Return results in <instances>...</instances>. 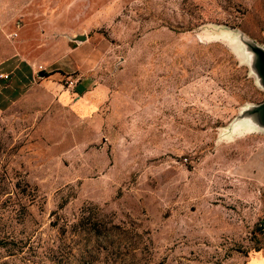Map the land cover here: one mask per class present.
I'll list each match as a JSON object with an SVG mask.
<instances>
[{
    "label": "rangeland",
    "instance_id": "1",
    "mask_svg": "<svg viewBox=\"0 0 264 264\" xmlns=\"http://www.w3.org/2000/svg\"><path fill=\"white\" fill-rule=\"evenodd\" d=\"M217 25L262 42L264 0H0V68L47 73L0 107V264H264V132L221 134L262 93Z\"/></svg>",
    "mask_w": 264,
    "mask_h": 264
},
{
    "label": "crops",
    "instance_id": "2",
    "mask_svg": "<svg viewBox=\"0 0 264 264\" xmlns=\"http://www.w3.org/2000/svg\"><path fill=\"white\" fill-rule=\"evenodd\" d=\"M0 73H6L5 78H0V107L7 101L13 99L25 86H29L33 81V74L36 73L30 66L26 65L23 61L15 60L9 62L8 66L0 68ZM78 83L81 90L76 92L73 85ZM43 92L53 100V106L56 107L57 112L64 118L68 117L75 121L76 124L80 119L90 116L97 107V99L99 93L97 89L90 90L89 82L86 79H79L78 81L71 82L62 86L55 82L53 78L43 81ZM237 144H243L241 140ZM254 151L250 156V161L254 164L258 163V170L263 171L261 176H258L261 181L260 184L264 186V148L260 151L259 156H256ZM254 169V168H253ZM256 168L254 171L257 170ZM260 259L264 255L259 251Z\"/></svg>",
    "mask_w": 264,
    "mask_h": 264
},
{
    "label": "water",
    "instance_id": "3",
    "mask_svg": "<svg viewBox=\"0 0 264 264\" xmlns=\"http://www.w3.org/2000/svg\"><path fill=\"white\" fill-rule=\"evenodd\" d=\"M216 27L224 33L221 36L233 47L246 66L254 86L262 93L260 100L240 106L236 114L222 128L221 134L229 137L241 132L262 133L264 132V39L258 43L237 28L224 25ZM68 39L78 43L84 40V35L75 34ZM36 75L41 76L42 72L38 71Z\"/></svg>",
    "mask_w": 264,
    "mask_h": 264
},
{
    "label": "trees",
    "instance_id": "4",
    "mask_svg": "<svg viewBox=\"0 0 264 264\" xmlns=\"http://www.w3.org/2000/svg\"><path fill=\"white\" fill-rule=\"evenodd\" d=\"M46 74L47 73L42 72V75H46ZM68 224L72 232L77 231L79 228L87 231L94 229L96 226L95 222L90 221L85 214L82 216L79 215L76 219L71 220Z\"/></svg>",
    "mask_w": 264,
    "mask_h": 264
},
{
    "label": "built area",
    "instance_id": "5",
    "mask_svg": "<svg viewBox=\"0 0 264 264\" xmlns=\"http://www.w3.org/2000/svg\"><path fill=\"white\" fill-rule=\"evenodd\" d=\"M6 76H7L6 73H0V78H5ZM69 83H70V81L66 82V85H68ZM260 229H261V230H264V223H262V224L260 225Z\"/></svg>",
    "mask_w": 264,
    "mask_h": 264
}]
</instances>
